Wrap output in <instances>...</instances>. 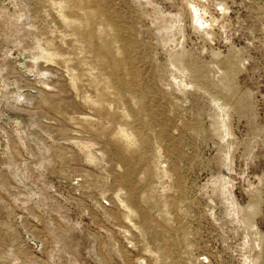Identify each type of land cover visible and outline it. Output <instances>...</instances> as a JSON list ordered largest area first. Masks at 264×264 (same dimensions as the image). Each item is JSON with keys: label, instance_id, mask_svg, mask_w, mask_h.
<instances>
[{"label": "rangeland", "instance_id": "obj_1", "mask_svg": "<svg viewBox=\"0 0 264 264\" xmlns=\"http://www.w3.org/2000/svg\"><path fill=\"white\" fill-rule=\"evenodd\" d=\"M0 264H264V0H0Z\"/></svg>", "mask_w": 264, "mask_h": 264}]
</instances>
